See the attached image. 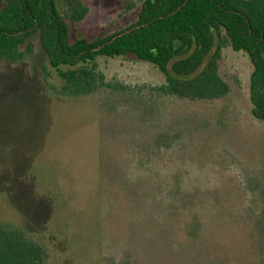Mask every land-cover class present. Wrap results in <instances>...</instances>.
Masks as SVG:
<instances>
[{
  "label": "rangeland",
  "instance_id": "rangeland-1",
  "mask_svg": "<svg viewBox=\"0 0 264 264\" xmlns=\"http://www.w3.org/2000/svg\"><path fill=\"white\" fill-rule=\"evenodd\" d=\"M83 1L72 38L129 26L143 0ZM28 41L23 61H0V221L46 264H264V122L244 51L222 48L216 99L175 96L133 54L97 57L98 86L69 96Z\"/></svg>",
  "mask_w": 264,
  "mask_h": 264
},
{
  "label": "trees",
  "instance_id": "trees-1",
  "mask_svg": "<svg viewBox=\"0 0 264 264\" xmlns=\"http://www.w3.org/2000/svg\"><path fill=\"white\" fill-rule=\"evenodd\" d=\"M62 1L66 13L58 0H0V61H23L33 52L28 38L38 33L69 96L98 86L97 57L133 54L155 65L175 96L210 100L229 91L218 72L221 50L228 44L244 51L252 64L251 113L264 122V0H143L129 26L76 38L70 24L83 19L87 6L83 0ZM46 258L35 236L0 221V264H46Z\"/></svg>",
  "mask_w": 264,
  "mask_h": 264
}]
</instances>
